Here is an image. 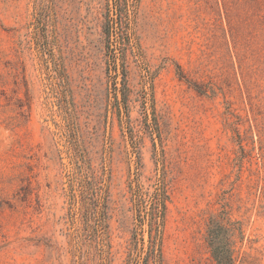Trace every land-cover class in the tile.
<instances>
[{"label":"rangeland","instance_id":"obj_1","mask_svg":"<svg viewBox=\"0 0 264 264\" xmlns=\"http://www.w3.org/2000/svg\"><path fill=\"white\" fill-rule=\"evenodd\" d=\"M255 52L223 0H0V264H264Z\"/></svg>","mask_w":264,"mask_h":264},{"label":"trees","instance_id":"obj_2","mask_svg":"<svg viewBox=\"0 0 264 264\" xmlns=\"http://www.w3.org/2000/svg\"><path fill=\"white\" fill-rule=\"evenodd\" d=\"M223 4L235 45L251 38L256 45V58L264 59V0H223ZM227 231L229 229L222 224L219 228L211 227L209 231V241L217 264H235L223 240L222 234Z\"/></svg>","mask_w":264,"mask_h":264}]
</instances>
